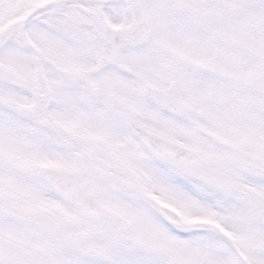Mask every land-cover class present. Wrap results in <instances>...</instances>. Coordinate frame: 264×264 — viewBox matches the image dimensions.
<instances>
[{"label":"snow or ice","instance_id":"1","mask_svg":"<svg viewBox=\"0 0 264 264\" xmlns=\"http://www.w3.org/2000/svg\"><path fill=\"white\" fill-rule=\"evenodd\" d=\"M0 264H264V0H0Z\"/></svg>","mask_w":264,"mask_h":264}]
</instances>
